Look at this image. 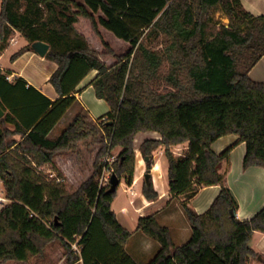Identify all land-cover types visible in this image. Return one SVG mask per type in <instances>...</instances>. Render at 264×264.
Masks as SVG:
<instances>
[{
  "label": "trees",
  "instance_id": "16d2710c",
  "mask_svg": "<svg viewBox=\"0 0 264 264\" xmlns=\"http://www.w3.org/2000/svg\"><path fill=\"white\" fill-rule=\"evenodd\" d=\"M0 1L2 46L15 31L25 40L9 61L37 40L48 42L46 57L58 66L49 81L59 94L52 101L25 79L12 83L0 71V106L8 110L0 119V181L11 200L0 209V260L29 261L57 241L69 264H136L124 250L131 232L112 208L119 186L108 193L109 185L100 187L97 179L101 157L120 147L114 173L131 184L136 135L153 131L161 138L139 146L148 173L154 152L163 147L170 192L188 195L182 207L192 234L178 245L156 214L139 216L138 230L161 245L148 264H251L260 255L249 243L255 231L264 232V207L250 219L236 216L239 205L222 172L236 144L221 153L213 144L238 135L246 144L243 167L264 168V82L249 75L264 55V15L250 13L241 0ZM217 11L228 23L215 19ZM101 27L128 43V50L115 49ZM94 70L90 84L110 106L101 117L106 119L91 124L80 113L50 139L75 102L76 87ZM89 136L100 149L93 175L77 189L39 169L48 165L64 179L56 156ZM185 142L187 152L176 156L172 147ZM210 185H220V192L199 214L186 201ZM142 193L150 201L159 198L152 179H144Z\"/></svg>",
  "mask_w": 264,
  "mask_h": 264
},
{
  "label": "crops",
  "instance_id": "0c3cea01",
  "mask_svg": "<svg viewBox=\"0 0 264 264\" xmlns=\"http://www.w3.org/2000/svg\"><path fill=\"white\" fill-rule=\"evenodd\" d=\"M241 2L245 9L250 13L256 16L264 15V0H241ZM102 28H100V30L102 34L105 35ZM104 31L108 32L112 37H114V40L124 42L123 40L118 39L110 31L106 29ZM5 52L6 50L4 51V53L0 54V71L1 74L6 76V79L9 82L13 83L16 81V79L21 77L27 81V85L34 86L37 90H39L42 94H44L52 101H56L59 98L58 92L49 81L51 75L58 67L54 61L47 60L46 57L40 56V61L46 62V64H43L41 70L34 72L29 70V68L26 66L27 64L25 63L26 60L28 61L29 59L36 57L38 55L36 52H34L33 50H28L14 62H6L2 60ZM5 67L6 70H8L7 73L3 71L5 70ZM96 75L97 70L92 71L76 87V100L68 108L65 114L59 119L55 127L49 133L50 139H57L59 135L72 122L75 116L80 113L86 116L88 123L95 124L99 121V118L110 111L109 104L104 99H100L96 96L95 90L90 84ZM249 75L256 82H264V55L259 60V62L250 70ZM7 111L8 110H5V114ZM7 125L10 128H13L12 124ZM1 127L3 128V125L0 122V128ZM154 133L155 132L147 131L140 132L139 135H146L148 136L147 138H159V134L153 136ZM143 140L144 139H142V141ZM233 144H236V146L231 152L229 170L227 172V181L239 205L236 216L240 220H245L253 217L261 208L264 207V168L259 166H251L245 169L243 167V159L246 153V144L239 143L238 135L231 134L221 137L213 144V150L217 153H221ZM91 149L94 152L90 158L91 168L93 170H87L88 174L86 177H84V180L82 182L93 175L94 161L100 149V146L98 143H94ZM140 154H136V157L139 159V165L141 163L142 165H146L143 156L141 157ZM154 159H156V161L152 170H156L159 168L161 171L162 168H160V166L162 165L160 164L161 162L158 159L157 155L154 156ZM55 161L63 174L71 181L72 173L69 169V162L72 161V157L67 156L63 158V156L57 155ZM146 166H139L140 168L137 167L134 180L131 184L124 182L126 184L125 192L131 197L130 204H132L133 210L128 206L121 207L118 212L113 209L120 224L131 232L130 238L124 245V250L129 254L133 262H135L136 264H148L161 247L158 241L146 236L143 232L138 230L137 219L139 216L156 214L159 222L171 229L173 241L178 245L186 243L192 234L191 225L187 217L185 216L184 211L179 208H171L172 201H174L177 197H179L183 202L185 201V198H183V195H173L170 192L169 186L166 187V183H163V178L160 177L159 179L155 180V178L151 174L152 182L154 183V186H156V189L159 193V198L157 200L150 201L142 193L143 183L140 182V180L146 174ZM45 167L47 168L48 165H45ZM122 183L123 181H121L120 184ZM158 185L162 187V191L160 188H158ZM220 189V185H210L202 187L197 195L187 200L186 202L197 213H203L215 200L220 192ZM2 190L5 193L3 185ZM249 244L251 248H253L263 257V259H258V257L252 259L251 264H264V232L255 231ZM76 263L83 264L82 260Z\"/></svg>",
  "mask_w": 264,
  "mask_h": 264
},
{
  "label": "rangeland",
  "instance_id": "374dc122",
  "mask_svg": "<svg viewBox=\"0 0 264 264\" xmlns=\"http://www.w3.org/2000/svg\"><path fill=\"white\" fill-rule=\"evenodd\" d=\"M77 1L83 2L84 0H77ZM23 9H24V7L20 11H22ZM215 19L217 21L223 22V23H228V21H229L228 17L222 11H217L215 13ZM102 30L105 33L104 37H105L106 41L112 43V45L114 46L115 49H117L119 51L128 50V48L130 46L128 43L116 41V40H114V37H112L108 32L104 31L105 30L104 28H102ZM161 42H162V37L159 38L154 43V46L157 49L161 48ZM24 43H25V40L23 39L22 34L19 31H15L10 35V37L8 39L7 48L2 46V42L0 40V54L4 53V51L6 50L2 60L8 62L11 54H13L14 51H16L19 48V46H21ZM46 59L51 60L47 57H46ZM40 60H41V57L37 55L36 57L29 59L28 61L26 60L25 64H27L26 66L29 68V70L35 72V71L41 70L43 64H46V62H43ZM2 63H3V61H2ZM0 65H1V63H0ZM167 70H168V66L165 65L163 67L162 71H163V73L166 74ZM3 71L6 73L8 72V70H6V67H5V70H3ZM163 84L165 85V89L170 88V86L166 83V81ZM0 103H2L1 97H0ZM105 119H106V117H104L102 119L99 118L98 122H100V120H105ZM86 122H87V118H86ZM98 122L95 124H98ZM145 132H147V131H145ZM150 132H153V131H150ZM157 134L158 133L155 132L153 136H156ZM147 137L148 136H146V135L145 136L139 135V133L136 135V138L134 141L136 154L141 153L139 146ZM159 138H161L160 135H159ZM142 139H144V140L142 141ZM93 145H94V142L92 141V137L89 136L85 139L80 140L76 144V148L74 150L69 151L67 153L58 154V155L63 156V158H65L67 156L72 157V161L69 162V169L72 173L71 174L72 180L70 181L64 174H63V178H64V183L68 184L69 186L73 187L74 189H77L83 183L82 181L84 180V177H86L88 174L87 170L88 169L91 171L93 170L91 168V159H90L91 155H93V153H94L93 150L91 149L93 147ZM99 146H100V144H99ZM108 147H110L109 144H108ZM187 149H188V143L187 142L177 144V145L172 147V151L174 152V154L176 156H181V155L185 154L187 152ZM120 150H121L120 147H117L114 149L109 148V150L106 152V154L101 157V159H100L101 163H102L103 158H106L107 156H110V157L113 156L114 157L113 160H115V162H114V167H115V164L119 160ZM140 155H141V157L143 156L142 153ZM156 155L161 162L160 164L162 165V166H160V168H162L161 169L162 176H161V171L159 168L156 170L151 169L150 172H151L152 176L155 178V180L159 179L160 177L163 178L162 179L163 183L164 184L166 183V187H168L169 186V184H168L169 183V181H168L169 180L168 179V162H167V158L165 155L164 148L161 147L158 150H156L154 152V156H156ZM230 157H231V154H230ZM138 160L139 159L137 158L136 169L139 166L140 167L146 166V165H142V163L139 165ZM154 160L156 161V159H154ZM145 163H146V161H145ZM229 164H230V160H229V163L224 164L223 168H222L223 178L226 181H227V172L229 170ZM163 171H164V173H163ZM147 172H148V169L146 168L145 173H147ZM82 175H84V176H82ZM122 181H123V183L119 185L117 195H116L115 200H114L113 205H112V208L114 210H116L117 212L123 206H128L129 208H131L133 210L132 204H130V198L131 197L129 196V194H127L125 192V189H126L125 179L123 178ZM140 182L144 183V177H142ZM1 183L2 182L0 181V192H3V190H2L3 183L2 184ZM227 183H228V181H227ZM153 185H154V183H153ZM158 186H159L158 188H160V189L162 188V187H160V185H158ZM154 188L158 192V190L156 189V186H154ZM161 191H162V189H161ZM186 196H188V195H183V198H186ZM182 203H183V201H181V199L179 197H177L174 201H172L171 208H176V209L179 208V209H182L184 211V209L182 207ZM184 214H185V212H184ZM0 264H69V263L67 262V255H66L65 249L60 245L59 242L55 241L46 247L45 252L42 256L35 257V258L30 259L29 261H23V262L22 261H14V260H9V261L4 262V261L0 260ZM74 264H77V263H74Z\"/></svg>",
  "mask_w": 264,
  "mask_h": 264
},
{
  "label": "built area",
  "instance_id": "2783aa9c",
  "mask_svg": "<svg viewBox=\"0 0 264 264\" xmlns=\"http://www.w3.org/2000/svg\"><path fill=\"white\" fill-rule=\"evenodd\" d=\"M114 157L113 156H107L106 158L102 159V172L98 178V182L100 187L103 186H107L110 185V180H111V176L115 171V167H114V162L115 160H113ZM40 170H46L49 173V177L50 178H55L58 182H62L64 179L60 178L56 172H54L52 169L50 168H46L45 166H41L39 168ZM11 202V200L6 196V194L4 192H0V209H2L3 207H5L6 205H8ZM72 249L74 251H79V246L77 244V242L72 243Z\"/></svg>",
  "mask_w": 264,
  "mask_h": 264
},
{
  "label": "water",
  "instance_id": "95a60500",
  "mask_svg": "<svg viewBox=\"0 0 264 264\" xmlns=\"http://www.w3.org/2000/svg\"><path fill=\"white\" fill-rule=\"evenodd\" d=\"M50 44L48 42L42 41V40H37L31 44V50L36 52L39 56L41 57H46L49 50H50ZM5 115V110L0 106V118L4 117ZM150 159V158H148ZM151 173H146L144 175V179L147 184L151 182ZM121 183V179L119 176L115 173L112 174L111 180H110V185L109 188L107 189L108 193H114L116 192L118 186ZM258 259H263V257L260 255L258 256Z\"/></svg>",
  "mask_w": 264,
  "mask_h": 264
}]
</instances>
